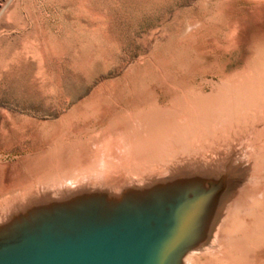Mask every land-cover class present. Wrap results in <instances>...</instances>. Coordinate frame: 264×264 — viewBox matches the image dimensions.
<instances>
[{
  "label": "rangeland",
  "instance_id": "obj_1",
  "mask_svg": "<svg viewBox=\"0 0 264 264\" xmlns=\"http://www.w3.org/2000/svg\"><path fill=\"white\" fill-rule=\"evenodd\" d=\"M263 26L264 0H0V199L30 187L32 182L31 186L35 187L41 180L54 183V180L71 176L74 182L82 173L84 165H80L86 157H91L90 166L105 169L107 163L102 162L101 157L93 159L88 151H95L91 143L109 122L115 128L121 125L125 130L122 132L128 131L131 137L133 131L140 128L132 139L135 149L138 148L134 153L145 155L135 156L138 162L142 160L138 168L154 163L159 166L189 150L202 149L198 143L204 142L201 139L196 142L197 133L193 130L207 131H199V137L205 138L216 126L222 124L223 127L229 122L223 117H212L204 122L200 120L201 126L193 125L196 129L190 126L189 130V116L183 119L181 113L173 112V102L190 112V100L182 92L196 85L195 89L209 93L212 83H221L220 64L227 63L225 70L230 71L251 54L246 43L238 46L243 31L245 35H252L258 44L263 37L260 35ZM228 45L233 47L230 49ZM102 85L110 86V91L100 87ZM147 110L153 113L141 119L130 117ZM121 114L124 122L118 121L117 125L114 120L110 121L111 115ZM126 118L137 120L136 124L133 126L134 122ZM148 118L158 127L150 124ZM212 120L217 121L212 123ZM206 121L210 124L204 125ZM141 123L147 125L144 127ZM128 127L135 128L129 131ZM98 135L99 138L101 134ZM81 140L84 144L91 143L78 147ZM207 140L209 142L210 138ZM85 146H89L87 151ZM257 146L258 143L254 147L252 189L248 192L253 198L248 194L249 205L231 224L223 245L240 244L237 245L240 252L249 254L253 262L259 264L264 259V242L248 247L243 243L244 236L241 237V232H245L264 205V149ZM86 152L83 157L82 153ZM127 156L128 153L125 159ZM98 159L102 163L99 164ZM122 159L117 166L128 162ZM108 162L109 165L111 161Z\"/></svg>",
  "mask_w": 264,
  "mask_h": 264
},
{
  "label": "water",
  "instance_id": "obj_2",
  "mask_svg": "<svg viewBox=\"0 0 264 264\" xmlns=\"http://www.w3.org/2000/svg\"><path fill=\"white\" fill-rule=\"evenodd\" d=\"M247 143L201 144L154 169L60 178L6 195L0 264H187L216 251L249 202Z\"/></svg>",
  "mask_w": 264,
  "mask_h": 264
},
{
  "label": "bare ground",
  "instance_id": "obj_3",
  "mask_svg": "<svg viewBox=\"0 0 264 264\" xmlns=\"http://www.w3.org/2000/svg\"><path fill=\"white\" fill-rule=\"evenodd\" d=\"M257 8V7H256ZM258 10V9H257ZM256 12V11H255ZM256 14V13H255ZM255 14H253V15H255ZM245 18V17H244ZM233 22V21H232ZM254 22V21H253ZM229 23H230V21H229ZM217 24V23H216ZM215 24V25H216ZM228 24V23H227ZM231 24V23H230ZM229 24V25H230ZM247 24V23H246ZM237 25H239V24H236V26ZM234 26V25H233ZM264 27V26H263ZM240 28V27H239ZM238 28V29H239ZM243 28V30H245V28L244 27H242ZM214 29V28H213ZM237 29V30H238ZM212 30V29H211ZM236 30V31H237ZM198 31V30H197ZM208 31V30H207ZM230 31V30H229ZM239 31H241V30H239ZM263 31V30H262ZM192 32V31H191ZM203 32V31H202ZM226 32V31H225ZM246 31H243V34H242V37H241V35L239 34L240 32H238L237 31V33L240 35V38L238 39V46H240L241 45V43L242 42H244V43H246L247 45H248V47H249V50L251 51V54L250 55H248V56H246L245 58H244V60H243V63L241 64V65H238V66H236L234 69H232V70H230V71H227V70H225V68H226V66H227V63H222V64H220L219 65V69H218V74H219V79H221L220 80V84L218 83V81H217V83H218V85H214V83H212V87H211V91L209 92V93H203V92H201V91H199V90H197V89H195V87H196V85H194L193 87L194 88H190L189 90H185V91H183L182 92V94L184 95V96H186L189 100H190V112L189 111H187L185 108H182V105L180 104H178V103H174L175 101V98L173 99V98H171V99H173V106H172V104H171V106H172V110H174L173 112H179V113H181V115H183V119H187V117L189 116V126H188V128L191 126H193V125H197V124H199V121L200 120H203V122H204V120H206L207 118H212V119H220V118H226L227 119V122H229L228 124L227 123H225V124H227V125H225V126H216V124H215V126H216V128H215V126L213 127V128H215L214 129V131L212 130V128H211V130L212 131H210L211 132V134L209 135V136H207V137H205L204 138V136L202 135V134H204V133H202L201 135L202 136H200L199 137V131H202V130H197L194 126V128L193 129H196L197 130V132H196V130H193L194 132H195V134L197 133V136H195V137H197V141L196 142H199L198 141V139H201V141H203L204 142V145L206 146V147H208L207 145H212V143H216V145H221V144H223V143H225V142H232V141H234V140H239L240 138H243V137H245V139H247V142H249V143H247V145H248V147H249V152L252 154V156H253V158H254V155H255V145L258 143V146H260V149H264V31L262 32V34H260V35H262L263 37L261 38V39H259V43L258 44H256L255 43V38L253 39V36L252 35H250V34H244ZM193 33V32H192ZM227 33V32H226ZM232 33H233V31H232ZM204 34V33H203ZM225 35H227V34H225ZM202 36V35H201ZM235 36H237L238 37V35L236 34ZM236 37V38H237ZM225 38V37H224ZM231 38V37H230ZM226 39H227V37H226ZM211 40V39H210ZM216 40V39H215ZM215 40H213L214 42H215ZM236 40V39H235ZM216 43V42H215ZM234 43V42H233ZM236 43V44H237ZM219 44V43H218ZM225 44H227L226 42H225ZM232 44V43H231ZM217 45V44H216ZM214 46V45H213ZM222 46V45H221ZM225 46V45H224ZM231 46V45H230ZM230 46L228 45V47L230 48ZM237 46V45H236ZM235 46V47H236ZM238 46H237V48H238ZM210 47V46H209ZM231 47H233V46H231ZM207 49V48H206ZM231 49V48H230ZM235 49V48H234ZM233 49V50H234ZM227 50H229V49H227ZM200 51V50H199ZM202 52V51H201ZM224 52H225V49H224ZM229 51H227L226 53H228ZM211 53V52H210ZM222 53H223V51H222ZM170 54V53H169ZM212 54V53H211ZM210 54V55H211ZM218 55V54H217ZM227 60H228V57H227ZM156 63V62H155ZM154 64V63H153ZM203 65V64H202ZM216 72V71H215ZM162 76V75H161ZM163 77V76H162ZM216 77V76H215ZM138 80V79H137ZM208 81V80H207ZM215 81V80H214ZM140 84V83H139ZM190 84V83H189ZM210 84H211V81H210ZM106 85H109V82L108 83H106ZM143 85V84H142ZM168 85H169V83H168ZM191 85H193V84H191ZM191 85H189V87H191ZM214 85V86H213ZM177 86V84H175V87ZM199 87H200V85H198ZM197 86V87H198ZM100 87H103V85L102 86H100ZM106 87V86H105ZM110 87V86H109ZM109 87H106V88H104V89H108ZM144 87H146V86H144ZM177 87H179V86H177ZM172 88V86H170V89ZM174 88V87H173ZM182 88V87H181ZM176 89H178V88H176ZM176 89H174V90H176ZM109 91H110V89H108ZM149 90V89H148ZM174 90H173V92H174ZM181 90V89H180ZM96 91H97V89H96ZM104 91V90H103ZM133 91V90H132ZM151 91V90H150ZM100 92V91H99ZM108 92V91H107ZM111 92H112V90H111ZM147 92H149V91H147ZM179 92V91H178ZM150 93V92H149ZM176 93V92H175ZM154 94V93H153ZM181 94V93H180ZM173 95H176V94H173ZM110 96H111V94H110ZM112 97V96H111ZM179 97H180V95H179ZM91 98V97H90ZM99 98V97H98ZM182 98V97H181ZM112 99H114V98H112ZM170 99V100H171ZM183 99V98H182ZM86 101H88V100H86ZM100 101V100H99ZM113 101V100H112ZM152 101H154V100H152ZM172 101V100H171ZM176 101H177V97H176ZM141 102V101H140ZM151 102V101H150ZM170 102V101H169ZM177 102H179V100L177 101ZM142 103V102H141ZM146 103V102H145ZM86 104V103H85ZM143 104V103H142ZM185 104V103H184ZM82 105V104H81ZM137 105V104H136ZM186 105V104H185ZM80 106V105H79ZM84 106V105H83ZM88 106V105H87ZM150 106V105H149ZM105 107V106H104ZM175 107V108H174ZM88 108H90V107H88ZM159 108V107H158ZM189 108V107H188ZM75 109H76V107H75ZM142 109V108H141ZM161 109V108H160ZM169 109V108H168ZM95 111V110H94ZM153 111H154V109H153ZM156 111V110H155ZM171 111V110H170ZM150 112V111H149ZM74 113V112H73ZM72 113V114H73ZM130 113V112H129ZM153 112H151V114H152ZM156 113V112H155ZM154 113V114H155ZM177 113H175V114H177ZM178 113V114H179ZM79 114H80V112H79ZM109 114V113H108ZM113 114H115V112H113ZM112 114V115H113ZM118 115H120L119 113H117ZM148 114H150V113H148V110L147 111H145V112H142V111H140L139 112V114L138 113H133V114H131L130 115V117L132 116V115H134L135 117H140V119L142 118V117H144V116H147ZM150 114V115H151ZM153 114V115H154ZM157 114V113H156ZM173 114V113H172ZM75 115V114H74ZM83 115V114H82ZM112 115H111V120L110 121H113L114 120V122L113 123H119L118 121H121L122 122V120H123V122H124V118L125 117H123L122 116V114H121V116H118V115H115L114 117H112ZM180 115V116H181ZM155 116V115H154ZM68 117V116H67ZM84 117H86V116H84ZM83 117V118H84ZM133 117V116H132ZM152 117V116H151ZM151 117H149L150 119H151ZM178 117V116H177ZM70 118V117H69ZM68 118V119H69ZM74 118V117H73ZM134 118V117H133ZM146 118V117H145ZM145 118H143L144 120H145ZM148 118V122H150V124L152 123L151 121H150V119ZM153 118V117H152ZM130 119L132 120V118H126V120L128 121H130ZM182 119V118H181ZM125 120V121H126ZM147 120V119H146ZM78 121V120H77ZM127 121L125 122V123H127ZM134 123H133V122ZM131 121V123H133L132 125L134 126V124H136L135 122L137 121H134V120H132ZM157 121V120H156ZM160 121V120H159ZM208 122L210 121L211 122V120L210 119H208L207 120ZM206 121V124L204 123V125H207V122ZM215 121H217V120H215ZM215 121H213L212 120V123H214ZM142 122V121H141ZM147 122V121H146ZM147 122V123H148ZM165 122V121H164ZM174 122V121H173ZM221 122V121H220ZM223 122H226V121H224L223 120ZM57 123V122H56ZM110 123V122H109ZM108 123V125L106 126V127H103V128H99L100 130L98 131V134H101L100 135V137L98 138V134L97 135H95V136H97V137H94V140H93V142L91 143V144H93V146H95L96 148L94 149L95 151L93 152V150H92V152H90V151H88L89 153L88 154H91V155H93L92 156V158L94 159V156H97L96 158H98V157H101L103 160H102V162H106L107 163V167L104 169H102V167H104V166H102L101 167V169H100V167H97V168H95V167H93L94 166V164H93V166H90V158L89 159H87V157H86V160L85 161H83V162H81V160H79L81 163H82V165H80V166H83L84 165V168H82L80 171H82V173H78L80 176H85V175H90L89 174V172H91L92 174H93V172H95V174H99V175H106L107 173H109V175L111 174V173H120V172H122V171H128V172H131V171H129V170H137V171H139L140 172V170H143V169H145V168H138L137 166H139V164H141L142 162V160H140L139 162L136 160V158H135V156H138V153H140V156H141V152H138L137 154H135L134 153V149H135V146H134V144H133V136H134V134H135V132L138 130V129H140L139 127H137L138 129L136 130V131H133L134 132V134H133V132H132V134H133V136L131 137V134H130V136H129V134H128V131L126 132V134H124V132H122V130H124V129H122L121 127V125H120V127H118L117 125H119V124H115L117 127L115 128V126L114 125H110ZM131 123H129V126H130V124ZM159 123H161V122H159ZM185 123H187V121L185 122ZM202 123V122H201ZM69 124V123H68ZM83 124V123H82ZM121 124V123H120ZM138 124V123H137ZM140 124V123H139ZM143 123H141V125H142ZM203 124V123H202ZM210 123H208V125H209ZM218 124V123H217ZM220 124V123H219ZM218 124V125H219ZM42 125V124H41ZM59 125H61V124H59ZM74 125V124H73ZM123 125V128H124V124H122ZM128 125V124H127ZM145 125H147V124H145ZM145 125H142V126H144L145 127ZM152 125H154L153 123H152ZM161 125H162V123H161ZM164 125V124H163ZM112 126H114V127H112ZM125 126H126V124H125ZM137 126V125H136ZM135 126V127H136ZM148 126H150V125H148ZM148 126H146V127H148ZM155 126V128L156 127H158V126H156V125H154ZM160 126V125H159ZM171 126H173V125H171ZM199 126H201L200 124H199ZM198 126V127H199ZM135 127H133V129L135 128ZM151 127V126H150ZM197 127V128H198ZM208 126H206V127H204L203 125H202V128H206V129H208L207 128ZM218 127V128H217ZM79 128V127H78ZM210 128V127H209ZM128 130L130 129H132V128H127ZM132 129V130H133ZM191 128H189V130H190ZM69 130H71L70 128H69ZM129 130V131H130ZM147 130V129H146ZM154 130V129H153ZM204 130V129H203ZM209 130V129H208ZM125 131V130H124ZM139 131V130H138ZM142 131V130H141ZM188 131V130H187ZM97 132V131H96ZM190 132H192V131H190ZM194 132H192V133H194ZM202 132H205V131H202ZM207 132V131H206ZM205 132V133H206ZM89 133V132H88ZM131 133V132H130ZM138 133V132H137ZM136 133V134H137ZM56 134V133H55ZM65 134V133H64ZM90 134H92V136L94 135V134H96V133H90ZM128 134V135H127ZM142 134V133H141ZM208 134H209V132H208ZM122 135L123 136H125V137H122ZM185 135V134H184ZM136 136V135H135ZM138 136V135H137ZM136 136V137H137ZM145 136V135H144ZM193 135L191 134V137H192ZM206 136V135H205ZM33 137V136H32ZM184 137V136H183ZM207 138L209 139L210 138V141L208 142V140H207ZM58 139V138H57ZM93 139V138H92ZM136 139V138H135ZM174 139V138H173ZM88 141H90L91 139L90 138H88L87 139ZM137 140V139H136ZM195 140H196V138H195ZM206 140V141H205ZM78 142H79V140H77ZM76 141V142H77ZM88 141H86V143L88 142ZM92 141V140H91ZM142 141V140H141ZM136 142V141H135ZM74 143H75V141H74ZM81 143H82V140H81ZM80 143V144H81ZM86 143L84 144V143H82L81 144V146H80V144H78V147H82V146H84V145H86ZM89 143V142H88ZM90 143L89 144H87V145H90ZM141 143V142H140ZM199 143H201V142H199ZM198 143V145H200ZM205 143H207V144H205ZM61 145V144H60ZM77 145V144H76ZM75 145V146H76ZM92 146V145H91ZM90 146V147H91ZM139 146H141V144H139ZM138 146V147H139ZM142 146H144V145H142ZM192 146V145H191ZM201 146H203V145H201ZM201 146H199V147H201ZM257 146V147H258ZM77 147V146H76ZM75 147V148H76ZM77 147V148H78ZM89 147V146H88ZM88 147H84V150H86V149H88ZM134 147V148H133ZM145 147V146H144ZM183 147V146H182ZM193 147V146H192ZM196 147V146H195ZM194 147V148H195ZM247 147V148H248ZM50 148V147H49ZM76 148V149H77ZM92 148V147H91ZM198 148V147H197ZM203 148V147H202ZM51 149V148H50ZM69 149V148H68ZM80 149V148H79ZM138 149V148H137ZM137 149H135L136 151H137ZM191 149V148H190ZM257 149V148H256ZM70 150V149H69ZM78 150V149H77ZM77 150H76V152H77ZM80 150H83V148L82 149H80ZM195 150H196V148H195ZM53 151V150H52ZM79 151V150H78ZM87 151V150H86ZM142 151V150H141ZM177 151V150H176ZM80 152V154H81V151H79ZM78 152V153H79ZM133 152V153H132ZM146 152V151H145ZM205 152V151H204ZM203 152V153H204ZM48 153V152H47ZM78 153H76V154H78ZM127 153H128V156L126 157V159H125V156L127 155ZM206 153L207 152H205L204 154H203V156L204 157H206ZM87 154V152L84 154V153H82V156L84 157V155H86ZM134 157H133V156ZM143 155V154H142ZM170 155H173V154H170ZM74 156V155H73ZM78 156V155H77ZM81 156V155H80ZM88 156H90V155H88ZM143 156H145V155H143ZM143 156H142V158H143ZM124 157V158H123ZM259 157H261V156H259ZM264 157V156H263ZM82 158V157H81ZM80 158V159H81ZM95 158V159H96ZM124 159V160H127L128 159V162L126 161V163H123L124 165L123 166H117L116 164H117V162L119 161V162H121V159ZM139 158V157H138ZM79 159V158H78ZM92 159V161H97V160H93ZM122 159V161H124ZM150 159V158H149ZM153 159V158H152ZM260 159V158H259ZM52 160V159H51ZM65 160V159H64ZM82 160H83V158H82ZM100 160V161H99ZM262 160V159H261ZM35 161V160H34ZM78 161V160H77ZM108 161H111L110 162V164L108 165ZM147 161H148V159H147ZM155 161V160H154ZM260 161V160H259ZM98 162H99V164H100V162H101V159H98ZM101 162V163H102ZM119 162H118V164H119ZM38 163V162H37ZM90 163V164H89ZM122 163V162H121ZM120 163V164H121ZM263 163H264V161H263ZM50 164V163H49ZM95 164H98V163H95ZM99 164H98V166H99ZM149 164V163H148ZM156 163H154V165H150L149 167H147V168H150L151 167V169H154V168H156L157 167V165H155ZM36 165V164H35ZM79 164H78V162H77V166H78ZM85 165H87V166H85ZM101 165H103V164H101ZM258 165V164H257ZM75 166V165H74ZM73 166V167H74ZM96 166V165H95ZM262 166V165H261ZM32 167H34V166H32ZM55 167V166H54ZM257 167V166H256ZM63 168H65V167H63ZM81 168V167H80ZM79 168V169H80ZM26 169V168H25ZM36 169V168H35ZM139 169V170H138ZM256 169H258V168H256ZM28 170V169H27ZM34 170V169H33ZM88 170H90V171H88ZM94 170V171H93ZM259 170V169H258ZM45 172V171H44ZM257 172V171H256ZM51 173V172H50ZM50 173H47V174H49V175H51ZM74 173V172H73ZM259 173V172H258ZM263 173V172H262ZM28 174V173H27ZM45 174V173H44ZM54 174V173H53ZM65 174V173H64ZM25 175V174H24ZM29 175V174H28ZM42 175V174H41ZM48 175V176H49ZM78 175V176H79ZM117 175H119V174H117ZM39 176H40V174H39ZM43 176V175H42ZM45 176V175H44ZM43 176V177H44ZM69 176V175H68ZM71 176V175H70ZM97 176V175H96ZM260 176V175H259ZM25 177V176H24ZM51 177V176H50ZM49 177V178H50ZM74 177H76V175L74 176ZM254 177V176H253ZM9 178V177H8ZM23 178V177H22ZM29 178H30V175H29ZM36 178H38L39 179V177H36ZM42 178V177H41ZM45 178V177H44ZM46 178H47V176H46ZM77 178V177H76ZM257 178V177H256ZM261 178H263V177H261ZM11 179V178H10ZM65 179H68V180H70V179H72V176L69 178V177H67V178H64V179H61V180H65ZM252 179V178H251ZM259 179V178H258ZM21 180H23V179H21ZM27 180H30V179H28L27 178ZM46 180V179H45ZM47 180H48V178H47ZM262 180H264V179H262ZM32 181V180H31ZM38 182H39V180H38ZM27 183H28V181H27ZM33 184H34V182H32ZM40 183H43V181L41 180V182ZM64 184L63 183V181H60V182H58L57 184ZM257 183V181H255V184ZM263 183H264V181H263ZM30 184V183H29ZM33 184H30L29 186L30 187H25V188H21V189H19L18 191V193L19 194H21V193H25V192H30L31 191V189H33L32 188V186L31 185H33ZM48 184V183H47ZM52 184H54V183H52ZM56 184V183H55ZM253 184H254V181H253ZM259 184H262V183H260V181H259ZM19 185H21V184H19ZM37 185V184H36ZM263 185V184H262ZM24 186H26V185H24ZM251 186V185H250ZM253 186V185H252ZM257 186V185H256ZM264 186V185H263ZM12 187V186H11ZM10 187V188H11ZM258 187V186H257ZM9 188V189H10ZM15 188V187H14ZM250 189H252V188H250ZM14 190V189H13ZM254 190H256V188H254ZM261 190V189H260ZM264 190V189H263ZM262 190V191H263ZM4 191V190H3ZM2 191V192H3ZM7 191V190H6ZM5 191V192H6ZM10 191V190H9ZM249 192H251V191H249ZM253 192V191H252ZM255 192V191H254ZM1 194V193H0ZM249 194V193H248ZM251 195H252V193H251ZM250 194H249V196H251ZM1 196V195H0ZM251 198H253L252 196H251ZM250 199V198H249ZM256 199V198H255ZM251 201V200H250ZM249 205V204H248ZM252 205V204H251ZM247 206V205H246ZM249 207V206H248ZM247 208V207H246ZM253 208V207H252ZM245 209V208H244ZM250 209V208H249ZM246 210V209H245ZM245 210H244V212H245ZM249 213V212H248ZM257 213V212H256ZM245 214V213H244ZM241 215H243V214H241ZM238 217H240V216H238ZM237 219V218H236ZM250 224L246 227V229H245V232H241V233H243L242 234V238H243V236H244V239H243V243L245 242V244H247L248 245V247L251 245V244H259L260 245V243H262V242H264V205H263V207L261 208V212L259 213V215L257 216L256 215V217L255 218H253V220L252 221H250L249 222ZM232 228V227H231ZM230 228V229H231ZM234 231V230H233ZM233 233V232H232ZM241 235V234H240ZM232 238H234V237H232ZM237 239H239V237L237 238ZM236 240V239H235ZM229 241H232V239L231 240H229ZM228 241V242H229ZM232 243V242H231ZM264 244V243H263ZM233 245V244H232ZM237 245L239 246L240 244H238L237 243ZM237 245L236 246H234V247H232V246H226V245H223V243H222V246H221V248H219V249H217L216 251H213V252H209V253H200V254H192V255H190V256H188V258H187V264H243V263H245V264H256L255 263V261L253 262V259L254 258H252L251 256H249V254H242V252H240V249H238V247H237ZM258 245V247H261V246H259ZM241 248V247H240ZM243 248H245V247H243ZM242 249V248H241ZM255 250V249H254ZM260 250V249H259ZM242 251H243V249H242ZM247 251H248V249H247ZM255 254V253H254ZM261 254V253H260ZM263 254V253H262ZM262 258V257H261ZM263 259V258H262ZM257 260V259H256ZM257 264H258V262H257ZM259 264H264V259L261 261V262H259Z\"/></svg>",
  "mask_w": 264,
  "mask_h": 264
}]
</instances>
